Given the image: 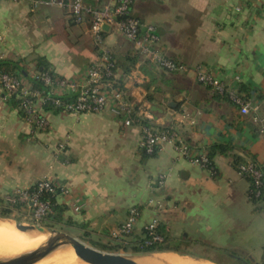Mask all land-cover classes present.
Instances as JSON below:
<instances>
[{"label":"crops","instance_id":"obj_1","mask_svg":"<svg viewBox=\"0 0 264 264\" xmlns=\"http://www.w3.org/2000/svg\"><path fill=\"white\" fill-rule=\"evenodd\" d=\"M32 1L0 0V33L10 59L37 62L41 56L52 71L67 77L96 58L88 22L74 24L67 10L33 7ZM131 13L156 27L165 56L187 66L202 64L237 92L258 97V119L240 115L226 96L198 83L191 73L159 68L110 29L104 46L115 60L116 77L134 104L149 106L156 126L177 124L196 153H207L213 144L230 146L211 160L216 173L186 160L169 143L145 155L139 125H125L109 106L79 115L48 111L49 128L32 134L0 91V199L47 176L68 187L69 193L56 201L69 226L80 224L94 234L110 231L136 206V236L158 218L168 253L217 264L173 245L177 232L186 239L197 232L229 264H262L264 255L259 261L246 245L226 247L225 240L242 235L245 215L264 211L262 203L251 201L248 181L234 166L236 160L252 159L264 165V0H133ZM131 74L143 81L134 82ZM58 143L65 144L62 152L55 150ZM160 173L164 184L156 186ZM150 198L161 201L162 210L146 206ZM261 229L257 241L264 247Z\"/></svg>","mask_w":264,"mask_h":264},{"label":"built area","instance_id":"obj_2","mask_svg":"<svg viewBox=\"0 0 264 264\" xmlns=\"http://www.w3.org/2000/svg\"><path fill=\"white\" fill-rule=\"evenodd\" d=\"M6 1L19 2L21 0ZM132 3L133 0H109L101 6H94L88 0H33V7L53 6L67 10L74 24L88 22V31L96 46L97 56L75 75L67 77L53 76L48 70L38 69L36 61L25 62L16 59L19 69L23 71L18 69L15 72H0V91H3L6 99L10 96L18 99L17 109L22 111V118L29 124L32 134L49 128L46 117L48 110L45 109L47 103L59 111L73 115L100 112L109 106L115 115L123 116L125 125L131 123L139 125L140 149L144 154L151 155L161 144L169 143L183 158L215 174L216 168L206 153H196L180 135L177 124L174 123L167 128L156 126L154 124L155 115L149 106L136 105L128 97L124 85L116 77L115 60L104 46L106 31L102 30V25L110 26V29L116 30L132 41L138 52L159 68L168 72L191 73L198 83L209 87L214 93L226 96L242 116H251L257 120L260 100L255 95L237 92L202 64L187 66L179 60L165 56L159 47L160 38L156 27L134 16L131 13ZM4 42L5 37L0 33V60L10 59V55L3 50ZM33 79L39 80L43 87L47 88L46 91L35 87L32 83ZM131 79L137 83L143 81L142 76L133 74H131ZM64 149V143H58L55 146L58 152ZM236 170L248 181L249 196L252 195L264 202V166L258 162L247 161L239 164ZM164 179L165 175L160 173L154 184L162 186ZM68 193L66 184L44 176L30 186L11 189L2 198L10 205L25 204L30 213L23 218L28 219L32 224L40 225L52 212L51 198L65 196ZM146 206L160 211L163 203L150 198ZM139 214L138 207H130L125 220L111 230L112 236L118 238L120 243L135 237V223ZM159 226V220L156 217L143 226L146 245H157L164 242Z\"/></svg>","mask_w":264,"mask_h":264},{"label":"rangeland","instance_id":"obj_3","mask_svg":"<svg viewBox=\"0 0 264 264\" xmlns=\"http://www.w3.org/2000/svg\"><path fill=\"white\" fill-rule=\"evenodd\" d=\"M26 62V61H25ZM262 203V207L264 208V203L262 201H257ZM0 214H1V208H0ZM0 217H6V216H0ZM7 218H10L11 220H13L14 224L15 222H19L22 223L24 225H30L32 223L29 222L28 219H24L23 217L17 216L16 213H12L10 216H7ZM245 223H244V228L242 231V235L239 237H234L228 240H225L226 242V247H230L232 243H239L240 245H246L247 247H249L250 249H252L255 254V257L257 258V260L260 261V257L261 255H264V247L260 244V242L257 241V237H259L261 235V228L264 227V224L261 225L262 223H264V211L263 209L260 208L259 210H256V212L251 213L250 215H245ZM36 227L37 226H42L45 232V235L49 233V229H53L54 231H61V232H65L75 238H77L78 240H81L82 242H84L86 245H89L93 248L99 249L101 251H107V252H112V253H118L121 255H125V256H129V257H134L137 259V254H144V255H149V254H153V253H160V252H170L168 250V247H165L164 250L161 251H155V252H149V253H134L132 252L129 248L127 250H124L123 248H120L118 246V244L120 245V240H118V238H115L112 236V234L110 233V231H105V230H101V233L99 232L98 234H94V232L91 231V229L89 228H78L76 227H72L69 226L65 223L64 220L62 221H58V222H54L51 219H47L44 220L40 223V225H36L34 224ZM7 233H9L10 235H12L15 239H25L31 243H34L30 240H28L27 238L19 235L16 232L13 231H7ZM177 236H176V240L174 242V246L176 247V249H178L179 251H186L189 252L193 255H202V256H206L209 258H214L212 261H216L217 264H229V261L226 260V258H221L220 257V253L219 250L215 249V246H212L213 244L208 242V238H205L204 234H199L197 232H195L194 234H190L192 237H188L187 239L184 238L183 235L179 234V232H177ZM2 234V233H0ZM8 242H1L0 243V256L2 255H9L12 254V247L8 246ZM36 244V243H35ZM12 246H15L13 244H11ZM116 246H118V248H116ZM54 251V253H58V254H66L69 253L70 250L68 248H64V249H57V250H49V251H45L43 253L38 254L39 257H43L44 255H48L51 252ZM48 252V253H47ZM52 253V254H54ZM67 255V254H66ZM69 257V258H68ZM70 257H72V254L65 256L64 258L66 259H70ZM74 257H76V255L74 254ZM139 257V256H138ZM66 259V260H67ZM74 259V258H73ZM80 260V259H79ZM41 261V260H39ZM38 261V262H39ZM68 261V260H67ZM74 263L75 264H88L83 262L82 260H80L81 262L78 263L75 259H74ZM37 263V262H36Z\"/></svg>","mask_w":264,"mask_h":264},{"label":"bare ground","instance_id":"obj_4","mask_svg":"<svg viewBox=\"0 0 264 264\" xmlns=\"http://www.w3.org/2000/svg\"><path fill=\"white\" fill-rule=\"evenodd\" d=\"M22 225L25 226V228L19 229L10 218L0 217V233H2L0 234V243L8 242V246L13 248L12 254L2 255L0 256V258L11 257L15 255H24L27 253H35L38 255L49 250L68 248L70 252L66 254H72V257H70V259L66 258L68 261L64 258L65 256H67L66 254L60 255L58 253H54V251H50V254L40 257L41 261L35 264H75L74 259L78 263L81 262L77 256L74 257L75 253L70 246L69 241L60 238L58 235H56L53 229H49V233L45 235L43 229L41 230L36 226L30 227L31 225ZM7 231L16 232L34 243H31L25 239H15L12 235L7 233ZM11 244L15 246H12ZM135 260L139 264H211L202 260H194L193 258L191 259L189 257H181L168 252L139 256Z\"/></svg>","mask_w":264,"mask_h":264},{"label":"trees","instance_id":"obj_5","mask_svg":"<svg viewBox=\"0 0 264 264\" xmlns=\"http://www.w3.org/2000/svg\"><path fill=\"white\" fill-rule=\"evenodd\" d=\"M37 65H38V69H40L42 71L48 70L50 72V74H52L53 76L58 75L50 69V67H49L48 63L46 62V60L44 59V57L39 56L37 58ZM18 69H19L18 61H15L12 59H1L0 60V72H15ZM19 70L23 71L22 69H19ZM32 83L35 87L44 89L45 91L47 89L46 87H43L42 83L39 80L33 79ZM7 101L9 102V104L11 106L17 108L18 102H19L17 98H15L14 96H10L9 98H7ZM45 109L48 111H59L57 108L53 107L49 103L45 104ZM18 111L22 117L23 116L22 111H20V110H18ZM159 127L160 128H167L166 126L165 127L159 126ZM228 147H230V146L220 144V143L213 144V145L208 147V152L206 153V156L210 160H212L213 157L217 153L224 154L225 151H227L229 149ZM153 154H155V152ZM153 154H151V155H153ZM145 155H147V154H145ZM250 161L257 162L254 159H252ZM245 162H247V161L236 160V161H234V166H235V168H237V166L239 164L245 163ZM262 166H264V165H262ZM250 199L253 203H255L257 201H262L261 199L255 198L252 195L250 196ZM51 202H52V212L44 220L51 219L54 222L62 221L63 220V217L61 215V211L63 210V209H61L62 206H60L57 203L55 196L51 198ZM0 208H1L0 216H6L7 217V216H10L14 212L17 214V216L23 217V216L29 215V213H30V210L27 208V206L25 204L15 203V204L10 205L9 203L5 202L3 199L2 200L0 199ZM65 223L68 225V222L65 221ZM77 227L82 228V226L80 224H77ZM142 234L143 235L135 236V237H132L130 239H126V240H124V243H121L120 245L118 244V246L120 248H123L124 250H127L129 248L134 253H149V252L161 251V250L165 249L163 244L146 245L144 243V232H142ZM118 246H116V248H118ZM262 264H264V260L262 261Z\"/></svg>","mask_w":264,"mask_h":264},{"label":"water","instance_id":"obj_6","mask_svg":"<svg viewBox=\"0 0 264 264\" xmlns=\"http://www.w3.org/2000/svg\"><path fill=\"white\" fill-rule=\"evenodd\" d=\"M110 26L102 25V30L107 31ZM169 106H174V102H169ZM16 227L19 229L25 228L22 223L15 222ZM30 227L35 226L30 224ZM39 229H44L42 226H37ZM51 230V228H50ZM56 235L60 238L69 241L70 246L74 250L75 255L85 263L88 264H139L134 257L121 255L118 253H112L107 251H101L86 245L81 240L61 231H55ZM137 254V253H136ZM138 256H147L144 254H137ZM137 256V257H138ZM40 260V257L35 253H27L24 255H15L6 258H0V264H35Z\"/></svg>","mask_w":264,"mask_h":264}]
</instances>
